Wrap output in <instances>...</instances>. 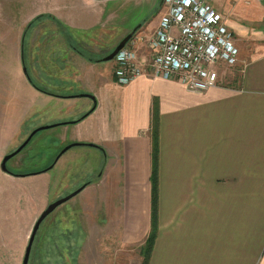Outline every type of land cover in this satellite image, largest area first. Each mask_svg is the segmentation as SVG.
Returning a JSON list of instances; mask_svg holds the SVG:
<instances>
[{
  "label": "crops",
  "instance_id": "1",
  "mask_svg": "<svg viewBox=\"0 0 264 264\" xmlns=\"http://www.w3.org/2000/svg\"><path fill=\"white\" fill-rule=\"evenodd\" d=\"M122 1L0 0V17L7 23L16 19L12 30L18 44L11 53L25 64L27 50L31 59V76L25 73L21 89L40 99L35 115L50 110L46 97L62 101L59 117L47 113L45 124L55 128L34 136L38 144L93 141L117 150L123 162L118 163L121 201L114 198V191L119 193L114 187L97 189L100 202L82 203L77 210L86 219L89 211H105L107 230L102 236L88 234L73 264H83V256L100 259L99 246L105 243L113 250L145 244L152 230L156 119L158 233L149 264H264V42L255 43L248 30L249 23L264 20V0L212 1L237 46L247 41L252 48L232 66L218 64V84L202 93L161 76L142 75L122 85L113 72L99 70L120 31L132 29L135 11L150 13L158 2L146 10L153 0H140L138 8L134 0ZM39 19L51 23L34 30L26 49L25 27ZM138 51L149 53L142 45ZM2 61L0 56L4 66ZM74 106L78 109L71 113Z\"/></svg>",
  "mask_w": 264,
  "mask_h": 264
},
{
  "label": "rangeland",
  "instance_id": "2",
  "mask_svg": "<svg viewBox=\"0 0 264 264\" xmlns=\"http://www.w3.org/2000/svg\"><path fill=\"white\" fill-rule=\"evenodd\" d=\"M122 2L126 3V0ZM139 2L140 0H134L132 3H135V7L138 8L141 6ZM153 2L154 0L146 5V10H149ZM159 7L153 8L150 13L135 11L132 16L134 19L128 28L130 25L142 21L143 16L148 13L144 25L137 31L151 33L159 24L164 10ZM247 8L250 11L253 10L250 6ZM247 8L243 7V10ZM5 13L9 14V10H6ZM130 20L131 18L128 22ZM15 22V18L11 19V23H7L0 17V56L4 60L2 62L5 63L4 66H1L0 62V264H22L33 226L42 212L53 201L90 182L83 191L60 205L43 221L35 239L29 262V264H54L52 258L61 256L63 257L61 264H73L76 253L87 244L83 240L88 239V234L102 236L106 234L107 230L105 225H102L101 218L105 211H89L90 213L85 215L89 216L86 219L82 218L80 211L77 210L80 209L82 203L95 206L100 202L97 200V189L105 191L106 188L114 187V190H119V193L114 191V198H117V202L121 201L120 187L123 181L121 167L118 163L121 165L123 162L117 150L113 152L108 145L105 144L107 147L102 146V144L93 141L85 143L100 145L104 151L89 145H77L70 148L60 158L59 154L64 147L60 145L59 139L54 142L50 141L47 145L43 140H40V144H38L37 138L33 137L30 143L7 163L9 169L15 174H26L27 172H31V174L26 176L9 175L1 169L3 158L15 151L33 130L49 125L45 124L50 117L47 113L51 112L52 116L55 114L56 117H59L58 106L61 104V100L57 98L46 97L47 102L50 101L52 105L51 107L47 106L46 110H50L35 115L40 99L31 97L32 95L24 92V88L21 89L23 84L21 80L25 77L24 68H27L28 74L31 76V59L27 50L25 51L27 56L25 64L20 63L14 57V51L17 50V47L14 46L18 44L15 41L17 34L12 30ZM50 23L48 19H39L25 27L23 37L26 49L29 47L31 34L34 30L46 27ZM248 30L255 43L264 42V20L257 24L249 23ZM130 32L132 31L128 29L121 30L119 41ZM255 43L253 42V44ZM249 44L250 42L243 41L239 47L242 57H248L251 54L248 50H251L252 43ZM115 67L114 60L105 61L99 65V70L109 71L113 74ZM230 69L228 68V70ZM87 102L89 103L90 100ZM76 109L78 106L72 107L71 113ZM54 128L51 127V129L43 131L46 132ZM43 131H39L37 135L44 134ZM51 166V170L43 172ZM39 169L41 172L36 173L40 171ZM113 173L115 177L112 176ZM100 181L101 183L98 184ZM92 245L96 247V243ZM99 247V251L101 250L100 259L98 256H93L90 260L83 256L81 258L83 264H102V261L103 264L142 263L141 248L135 245H123L122 247L114 245V250L109 248L111 244L109 249L106 248V243ZM76 264H79L78 260Z\"/></svg>",
  "mask_w": 264,
  "mask_h": 264
},
{
  "label": "built area",
  "instance_id": "3",
  "mask_svg": "<svg viewBox=\"0 0 264 264\" xmlns=\"http://www.w3.org/2000/svg\"><path fill=\"white\" fill-rule=\"evenodd\" d=\"M213 0H163L161 19L151 33H135L115 56V77L126 85L142 75L177 79L192 92L218 84L217 66L239 62L231 30ZM146 46L147 54L139 53Z\"/></svg>",
  "mask_w": 264,
  "mask_h": 264
},
{
  "label": "water",
  "instance_id": "4",
  "mask_svg": "<svg viewBox=\"0 0 264 264\" xmlns=\"http://www.w3.org/2000/svg\"><path fill=\"white\" fill-rule=\"evenodd\" d=\"M139 29V27L137 28H134V30L132 32H130L129 34H127L120 42L119 44L114 48V50L109 53L107 56H105L103 58L104 61H112L114 60L116 54L121 50L123 49L128 41L130 40V38L137 32V30ZM24 72L26 74H28V71H27V68H24ZM31 79V78H30ZM57 124H53V125H44V126H40L38 128H36L35 130H33L31 132V134L27 137V139L13 152L7 154L3 160H2V163H1V169L8 173V174H11V175H17V176H26L28 175V173L26 174H15L14 172H12L7 163L8 161L13 157L15 156L17 153L21 152L29 143L30 141L32 140V138L39 132V131H42V130H45V129H49L53 126H55ZM77 145H89V146H93V147H97L101 150L104 151L103 147L99 146V145H96L94 143H85V142H72L70 144H68L67 146H65L63 148V150L61 151V153L59 154V157L61 155H63L65 152H67L70 148L74 147V146H77ZM51 167L49 168H46V170H43V172H46L48 171ZM41 170L39 172H36V173H40ZM86 185V184H85ZM85 185L84 186H81L80 188H78L77 190H75L74 192L64 196V197H61V198H58L57 200L53 201L52 203L49 204V206L42 212V214L40 215V217L37 219V221L35 222L34 226H33V229H32V232L30 234V237H29V241H28V244H27V247H26V251H25V254H24V258H23V262L22 264H29L30 262V257H31V253H32V249H33V245H34V242H35V239L37 237V234H38V231L43 223V221L54 211L56 210L60 205H62L63 203L69 201L71 198H73L74 196H76L78 193H80L84 188H85Z\"/></svg>",
  "mask_w": 264,
  "mask_h": 264
},
{
  "label": "trees",
  "instance_id": "5",
  "mask_svg": "<svg viewBox=\"0 0 264 264\" xmlns=\"http://www.w3.org/2000/svg\"><path fill=\"white\" fill-rule=\"evenodd\" d=\"M81 53L83 55H86L84 52H81ZM87 57L90 61H97V59L90 57V55L89 56L87 55ZM87 115L88 114H85L78 119L80 120L82 118H85ZM155 118H158V116H155ZM79 120L71 121V122H62V123H59V125L72 124ZM158 133H159V126H158V119H156L154 123V127H153V139H154L153 170H152V176H151V181H152V230L145 244L141 247V255L143 257L141 264H149L151 254L153 251V247H154V243H155L157 233H158V198H159V193H158V174H159L158 173L159 171ZM27 173L31 174V172H27ZM89 183H87L85 187Z\"/></svg>",
  "mask_w": 264,
  "mask_h": 264
},
{
  "label": "flooded vegetation",
  "instance_id": "6",
  "mask_svg": "<svg viewBox=\"0 0 264 264\" xmlns=\"http://www.w3.org/2000/svg\"><path fill=\"white\" fill-rule=\"evenodd\" d=\"M162 4H163V0H158V2L156 3V5H154V6L152 7V9H153V8L156 9L158 6H160L159 9H161V8H162ZM151 12H152V10H151ZM146 15H147V14H146ZM146 15L143 16L144 18L142 19V21H138V23L134 24V25L132 26V29H131L130 31H133L134 28H137V27L141 28V27L144 25L145 21L147 20ZM138 31H139V30H138ZM138 31H137V32H138ZM119 42H120V41L117 42V45L119 44ZM19 153H20V152H19Z\"/></svg>",
  "mask_w": 264,
  "mask_h": 264
}]
</instances>
